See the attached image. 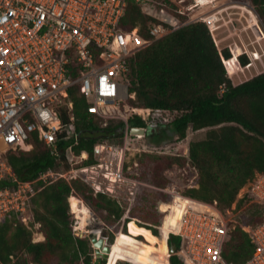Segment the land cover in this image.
I'll return each mask as SVG.
<instances>
[{
    "label": "built area",
    "instance_id": "obj_1",
    "mask_svg": "<svg viewBox=\"0 0 264 264\" xmlns=\"http://www.w3.org/2000/svg\"><path fill=\"white\" fill-rule=\"evenodd\" d=\"M128 1L0 0V223L15 216L34 233L33 237L40 236V225H32V199L38 187L59 180L81 181L95 196L105 195L118 202L127 216L144 188L169 194L175 202L176 193L146 183L140 162L130 165L128 156L180 155V147L173 143L140 145L149 132L170 124L177 112L133 107L130 118L140 116L147 125L131 128L129 119L111 111L130 97L135 99L129 92L130 60L190 23H204L214 36L233 14L229 10L235 5L252 7L249 0H132L142 6L143 13L160 22L149 28L147 38L140 26L131 30L120 27ZM170 5L176 14L166 11ZM178 15L188 19L182 22ZM75 90L85 100L88 113L103 121L102 127L110 119L125 123L122 143L98 142L93 147L92 163H87L85 155H75L73 145L59 149L64 133L75 128ZM136 130L144 134H135ZM35 141L58 153L61 168L42 171L34 181L20 180L6 156L10 151L33 150ZM182 156L189 159L188 147ZM193 187L198 185L189 188ZM178 194L187 204L177 229L168 234L181 238L177 254L185 264H234L224 258V248L238 226L253 246L252 256L244 264H264L263 173L255 174L226 212L217 202L205 203ZM247 197L249 201L239 209ZM253 204L263 209L262 220L256 225L241 220ZM163 205L159 202L157 210L165 220L170 211L165 212Z\"/></svg>",
    "mask_w": 264,
    "mask_h": 264
},
{
    "label": "trees",
    "instance_id": "obj_2",
    "mask_svg": "<svg viewBox=\"0 0 264 264\" xmlns=\"http://www.w3.org/2000/svg\"><path fill=\"white\" fill-rule=\"evenodd\" d=\"M249 1L264 26V0ZM175 10L174 5L166 7L169 13L176 14ZM179 18L182 22L188 19L185 16ZM159 23L154 17L143 13L140 4L129 0L120 27L131 30L140 26L141 33L148 38L149 28ZM232 59L229 49L219 50L204 23L194 22L131 58L128 75L129 92L135 94V99L130 101L134 108L177 112L174 120L161 132L154 133L156 130H153L147 136L149 139H160L166 133L165 128L172 130L179 139H183L175 145L180 147V155H159L152 157L153 160L163 163L165 168L173 164L194 168L198 187L186 188L184 196L205 203L217 202L223 212L232 207L239 191L256 173L264 174V72L235 85L228 77L224 64V60H228V65ZM239 62L242 66L248 65L245 55L239 57ZM72 99L75 103V128L64 133L65 139L59 144V149L65 150L73 145L75 155H85L88 157L87 163H92L95 144L122 138L125 123L109 121L106 127H102L103 121L88 113L85 100L76 90L72 93ZM128 124L131 128L147 125L140 116L130 118ZM189 129L208 131L204 140L188 145L187 159L182 155L186 151L184 139ZM72 133L75 137L70 138ZM172 151L177 152L175 148ZM6 158L15 175L23 181H34L42 171L61 168L58 153L38 141H35L33 150L10 151ZM140 165L142 179L153 185L154 177L158 175L150 172L142 163ZM163 180L166 185L168 181L164 177ZM72 195L80 197L107 224L114 225L124 217L125 209L118 202L105 195L95 196L92 189L81 181L69 183L59 180L38 187V193L30 205V214L33 217L32 225H40L45 240L34 243L31 230L15 216L7 218L0 223V264H95L90 239L75 236L72 230L68 200L70 198L71 206L77 200ZM181 199L170 209L171 214H180L178 222L183 215L182 202L187 203ZM247 201L249 197L242 200L238 208L241 209ZM159 202L168 203L169 196L159 191L145 190L130 210L126 219L127 230L124 226L122 234L127 236L128 241L136 240L150 246L144 242L143 235L132 236L128 232V225L133 223L135 230L150 231L161 244L166 243L169 247L176 245L178 253L181 238L168 234L174 229L162 226L159 236L158 229L164 217L157 210ZM262 212L261 206L253 204L241 216V220L256 225L262 220ZM138 237H143V240ZM252 252L248 235L238 226L230 233L224 258L234 264H244ZM168 261L170 264H185L178 254L171 255ZM105 263L106 260L103 261ZM107 264H110L109 260Z\"/></svg>",
    "mask_w": 264,
    "mask_h": 264
},
{
    "label": "rangeland",
    "instance_id": "obj_3",
    "mask_svg": "<svg viewBox=\"0 0 264 264\" xmlns=\"http://www.w3.org/2000/svg\"><path fill=\"white\" fill-rule=\"evenodd\" d=\"M250 2V1H249ZM221 5V4H220ZM251 9L246 8H239L235 5V8L229 10V13L233 12L230 17L226 18L227 22L223 23L222 26L215 32L213 38L219 48L220 51L224 49H229L231 53V61L224 60V64L227 69V75L232 80L235 85L241 84L260 73L264 72V26L259 18L256 9L250 3ZM203 8L202 10H204ZM245 55L248 59V65L242 66L239 62V57ZM230 60V59H229ZM132 94L131 96H133ZM134 100L130 97L128 100L122 102L120 105L112 108L111 111L114 115L124 117L125 119H130V111L133 106L131 105L130 101ZM110 122L118 123L122 121L120 119H110ZM108 121V123H109ZM166 133L162 134L161 138L154 137L153 139L146 138V141L141 140L140 145L147 143H156V145H162L164 143H173L177 145L183 139H179L177 135L170 129L165 128ZM208 129H203L199 131H194L189 129L187 131L186 138L184 139V145L186 147L190 145L191 142L195 141H202L206 138ZM161 132L159 129L154 131V133ZM108 142L118 145L122 143V138L116 139H107ZM157 154H130L128 157L129 164L132 165L134 162L142 163L146 169H149L155 175H158L156 178L154 177V184L160 189H169L170 191L178 194H183V191L186 188L190 187L193 184H196V172L194 168L189 167L187 165L180 166L177 164H173L170 168H165L163 163L157 162L155 159L153 160L152 157H158ZM165 168V170H163ZM163 177L168 181V183H164ZM164 183V184H163ZM149 184V183H148ZM152 185V184H151ZM166 187H162V186ZM146 188L140 190V194L138 198L142 197L145 193ZM151 191V190H150ZM169 196V202L162 206V209L167 212L173 206L179 204V200H175V202H171L173 197ZM184 195V194H183ZM72 197V196H71ZM77 199L81 200L82 205L85 206L92 216L97 219V223L91 224L86 227L84 230H77L79 220L77 216L74 214L76 213L75 206L78 205V209H80L78 202H75L71 206V202H69V209H70V221L72 224V230L75 236H79L80 238H88L90 239L92 248V239L97 237L98 235L103 236L104 234L107 235L106 242L107 244H112L113 251H111L110 256L108 258L110 264H118V263H129V264H170L168 259L170 254L167 256L164 255V244H161L153 235L151 239H148L144 234H134L131 232V226L133 227V223L128 225V232L132 236L143 235L145 239V243H149L150 246L144 244L143 242H137L133 240L131 243L130 240H126L127 236H123L122 232H124V226L127 230V223L126 219L128 218L126 212L124 217L116 222L114 225L107 224L104 220L87 204L78 196H74ZM137 198V200H138ZM181 199V198H179ZM136 200V201H137ZM182 200V199H181ZM136 202L134 203V205ZM187 203L182 202V211L183 208L186 206ZM183 214V213H182ZM180 215V214H179ZM179 215L169 214L167 218L164 220L162 219L161 227H165L166 229H176L178 226L177 218ZM84 217V215L82 216ZM84 220V218H83ZM81 220V221H83ZM138 222L140 220L136 219ZM135 220V221H136ZM136 221V222H137ZM163 221L164 224H163ZM142 231V230H141ZM159 236H161V229H158ZM40 232V230H39ZM34 234V233H33ZM40 236L36 237L34 235L33 242L37 243L39 241H44L45 238L43 233L40 232ZM152 234V233H151ZM122 235V237H120ZM33 236V235H32ZM113 237V239H112ZM139 240H143V237H138ZM128 241V242H127ZM169 247V246H168ZM93 259L94 262L96 261L95 257V250L93 248ZM131 261V262H130ZM133 262V263H132ZM107 264V260L106 263Z\"/></svg>",
    "mask_w": 264,
    "mask_h": 264
},
{
    "label": "bare ground",
    "instance_id": "obj_4",
    "mask_svg": "<svg viewBox=\"0 0 264 264\" xmlns=\"http://www.w3.org/2000/svg\"><path fill=\"white\" fill-rule=\"evenodd\" d=\"M179 198H181L180 195L179 194H175V199L178 200ZM75 202H78L79 207H80V209H78V205H76L75 206V209H74V210H76V213H74V214L76 216L78 214L77 218H78V220L80 219L79 220V224H78L79 226H78L77 230H84V229H86L87 226L98 222L97 219H95L92 216V214L89 212V210L85 206H83L78 199ZM83 215H84V217H82ZM83 218H84V220H83ZM81 220H83V221H81ZM131 232L134 233V234L142 233L148 239H151L152 238V234L148 230H142V231L141 230H135L131 226ZM120 237H122V235H120ZM130 242L132 243L133 240H130ZM164 245H165L164 246V255L168 257V255H169V247H168V245L166 243ZM111 251H113V246H112V250Z\"/></svg>",
    "mask_w": 264,
    "mask_h": 264
},
{
    "label": "water",
    "instance_id": "obj_5",
    "mask_svg": "<svg viewBox=\"0 0 264 264\" xmlns=\"http://www.w3.org/2000/svg\"><path fill=\"white\" fill-rule=\"evenodd\" d=\"M135 134H144L143 130L134 131ZM107 235L100 236L92 239L93 248L95 250L96 261L95 264H103L104 260H108L111 250L112 244H107L106 242ZM169 254L176 255L177 254V246L173 245L169 247Z\"/></svg>",
    "mask_w": 264,
    "mask_h": 264
}]
</instances>
